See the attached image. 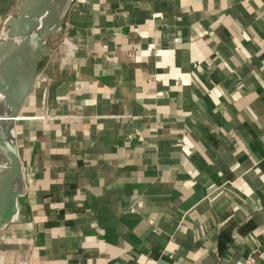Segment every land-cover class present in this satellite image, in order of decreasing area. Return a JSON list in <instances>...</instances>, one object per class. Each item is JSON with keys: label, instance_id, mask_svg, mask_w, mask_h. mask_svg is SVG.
<instances>
[{"label": "crops", "instance_id": "obj_1", "mask_svg": "<svg viewBox=\"0 0 264 264\" xmlns=\"http://www.w3.org/2000/svg\"><path fill=\"white\" fill-rule=\"evenodd\" d=\"M42 69L0 264H264V0H72Z\"/></svg>", "mask_w": 264, "mask_h": 264}, {"label": "water", "instance_id": "obj_2", "mask_svg": "<svg viewBox=\"0 0 264 264\" xmlns=\"http://www.w3.org/2000/svg\"><path fill=\"white\" fill-rule=\"evenodd\" d=\"M72 1V0H71ZM70 0H49L50 17L35 26L32 30L31 39L27 42L23 55L19 60L15 75L14 89L11 93L8 106L0 108V166L6 164L10 157L13 162L14 176L18 180L19 193H24V180L22 170L19 166L16 146V126L18 121L25 119L21 115L25 101L33 91L39 71L45 64L47 55L59 44L64 36L66 27V16L71 3ZM28 14V0H20L15 17L16 28L13 33L0 45V65L9 52L14 39L20 31L27 28L32 16ZM27 19V20H26ZM29 21V22H28ZM52 38L50 46L46 47L48 39ZM13 206L8 211L11 215ZM7 221L0 227V234L10 224Z\"/></svg>", "mask_w": 264, "mask_h": 264}, {"label": "bare ground", "instance_id": "obj_3", "mask_svg": "<svg viewBox=\"0 0 264 264\" xmlns=\"http://www.w3.org/2000/svg\"><path fill=\"white\" fill-rule=\"evenodd\" d=\"M31 14L32 16L29 18ZM27 15L30 21H28L29 25L27 28L22 29L14 39L13 44L8 50L9 52L0 65V108L4 107L3 109H5L10 102L11 93L15 84L17 66L27 42L31 39L32 30L36 25L50 17L49 0H28ZM14 17L12 16L10 18L3 32L0 34V45L8 39L15 30L17 20ZM16 191L19 193V184L14 176L13 162L11 158L8 157L4 167L2 168V166H0V227L7 221H11L9 220L11 215H8V211L11 206L14 208V195ZM19 194L21 198L24 199V193ZM10 223H12V221ZM15 264H22V262H15Z\"/></svg>", "mask_w": 264, "mask_h": 264}, {"label": "built area", "instance_id": "obj_4", "mask_svg": "<svg viewBox=\"0 0 264 264\" xmlns=\"http://www.w3.org/2000/svg\"><path fill=\"white\" fill-rule=\"evenodd\" d=\"M43 75V69H41L37 75L36 79H39L40 77H42ZM102 98L104 99H109V93H103L102 94ZM46 100H47V91L43 90L41 95H40V106H41V112L38 115H32L29 117H25V119L27 120H33V121H47V120H53L56 119L57 117L52 114V113H48L47 111V105H46ZM127 139H131V136H128ZM24 193H25V186H24ZM130 213L133 212V210H129ZM250 264L254 263V260L251 259L249 261Z\"/></svg>", "mask_w": 264, "mask_h": 264}, {"label": "rangeland", "instance_id": "obj_5", "mask_svg": "<svg viewBox=\"0 0 264 264\" xmlns=\"http://www.w3.org/2000/svg\"><path fill=\"white\" fill-rule=\"evenodd\" d=\"M19 1L20 0H17V1H15V9H14V12H13V17L15 16V14H16V10H17V5H18V3H19ZM0 41H1V39H0ZM24 186H25V183H24ZM26 190V189H25ZM12 215V214H11ZM30 225L31 224H29V227H30ZM16 237L15 236H10V237H6V238H4L2 241H1V243L2 244H6L7 242H10V244H11V248L12 249H10V250H8V253H10V251H12L13 249H14V246H15V244H16ZM2 248V247H1ZM1 264H6V262L4 261V262H1Z\"/></svg>", "mask_w": 264, "mask_h": 264}, {"label": "trees", "instance_id": "obj_6", "mask_svg": "<svg viewBox=\"0 0 264 264\" xmlns=\"http://www.w3.org/2000/svg\"><path fill=\"white\" fill-rule=\"evenodd\" d=\"M46 105H47V111H48V113H52L51 110H53V108L51 109L50 106H48L47 100H46Z\"/></svg>", "mask_w": 264, "mask_h": 264}]
</instances>
